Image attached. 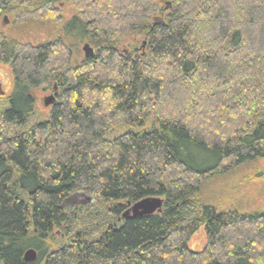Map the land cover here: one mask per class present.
Returning a JSON list of instances; mask_svg holds the SVG:
<instances>
[{
	"label": "trees",
	"instance_id": "obj_1",
	"mask_svg": "<svg viewBox=\"0 0 264 264\" xmlns=\"http://www.w3.org/2000/svg\"><path fill=\"white\" fill-rule=\"evenodd\" d=\"M67 1L69 18L0 0V16L58 29L0 34V264H264V206L203 201L207 180L264 158V0ZM79 41L93 53L74 61ZM42 85L57 99L35 120ZM79 193L95 202L68 205ZM152 196L160 211L123 216Z\"/></svg>",
	"mask_w": 264,
	"mask_h": 264
},
{
	"label": "rangeland",
	"instance_id": "obj_2",
	"mask_svg": "<svg viewBox=\"0 0 264 264\" xmlns=\"http://www.w3.org/2000/svg\"><path fill=\"white\" fill-rule=\"evenodd\" d=\"M55 6L59 7L60 14L64 18H69L75 13L72 4L65 1ZM5 15V14H3ZM0 16V34L10 36L17 40H28L33 43L43 42L52 39L58 34L54 24L46 20H30L27 23H16L14 17L5 15L6 21ZM71 43H75L69 40ZM84 41L77 43V49L73 56L74 61L84 57ZM138 51L142 53L144 46L139 43ZM0 85L6 92L12 88V74L8 65L0 63ZM52 94L51 87L46 85L39 86L32 90L31 96L34 102V115L32 118L39 120L46 118L51 105H44L45 98ZM57 99V98H56ZM4 105V102L0 100ZM52 104V103H51ZM2 105V107H3ZM204 191L203 201L214 205L218 210L235 208L239 211L250 212L258 210L264 206V158L243 165L223 175H217L207 180ZM94 198L84 193L73 194L67 201L68 205L83 203L84 205L93 204ZM205 242L203 228L200 229L190 238L189 246L193 250H200Z\"/></svg>",
	"mask_w": 264,
	"mask_h": 264
},
{
	"label": "water",
	"instance_id": "obj_3",
	"mask_svg": "<svg viewBox=\"0 0 264 264\" xmlns=\"http://www.w3.org/2000/svg\"><path fill=\"white\" fill-rule=\"evenodd\" d=\"M59 2H62L64 0H56ZM167 5H170L168 2ZM162 15L158 16L155 18L154 24L157 22H162ZM145 41H143L142 46H144ZM83 51L85 53V56L88 57L93 53V49L89 47L88 44L84 45ZM54 96H49L45 98L44 100V105H49L53 102ZM162 206V198L157 197V196H152V197H145L142 199L137 200L136 202L129 204L128 203V208L125 210L123 213L124 217H136V216H143L147 214H152L154 212H158L161 210ZM24 260L31 262L35 260L36 258V251L32 248L27 249L24 252L23 255Z\"/></svg>",
	"mask_w": 264,
	"mask_h": 264
},
{
	"label": "flooded vegetation",
	"instance_id": "obj_4",
	"mask_svg": "<svg viewBox=\"0 0 264 264\" xmlns=\"http://www.w3.org/2000/svg\"><path fill=\"white\" fill-rule=\"evenodd\" d=\"M66 0H64V1H62V2H59V1H57L58 2V4L60 5V4H62V3H64ZM4 17H3V19H4V21H6V16L5 15H3ZM2 64H4V63H2ZM4 65H6V63L4 64ZM6 89V88H5ZM5 89H2V87H1V85H0V100H2V101H4V102H6V100L9 98V96H10V91H7L6 92V90ZM57 87L56 86H53V89H52V94L50 95V96H54V100H53V102H55L56 101V98H57ZM49 106V105H48Z\"/></svg>",
	"mask_w": 264,
	"mask_h": 264
}]
</instances>
